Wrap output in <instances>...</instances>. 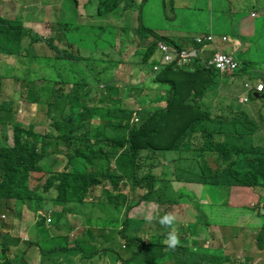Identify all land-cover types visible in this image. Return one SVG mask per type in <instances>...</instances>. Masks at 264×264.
<instances>
[{"label": "trees", "instance_id": "obj_1", "mask_svg": "<svg viewBox=\"0 0 264 264\" xmlns=\"http://www.w3.org/2000/svg\"><path fill=\"white\" fill-rule=\"evenodd\" d=\"M17 1L26 5L29 0ZM66 2L70 18L55 19L60 15L56 5L47 14L55 19L46 22L47 35L25 28L28 17L0 15V126H12L9 139L0 135V218L10 211L14 219L11 232L0 233V264H26L21 258L24 252L16 259L19 247L32 246L38 238L50 246L56 237L65 243L53 251L63 255L54 260L53 251H43L37 243L41 261L45 259L39 264H105L107 252L120 264H236L237 257L230 258L223 248L204 246V241L210 245V237L230 243L237 236L233 233L241 237L248 230L236 222L245 221V216L224 219L223 210L233 208L228 206L232 187L250 192L255 201L244 208L263 219L260 229H253L249 237L255 248L250 251L247 243L249 250L243 256L244 264H255L264 251V119L253 117L245 105L259 100L264 106V72L231 87L221 77L242 75L243 70L252 69V63L236 61L222 45L212 47L226 42L225 35L222 41L211 33L196 34L179 46L139 21L131 28L124 15L137 7L135 0H88L92 14L107 16L121 10L124 19L121 27L99 25L96 32L94 25L77 23L78 1ZM228 3L234 8L251 5L253 20L258 16L255 7L264 10V0ZM109 27L119 46L117 42L101 50L96 41H87L88 35L105 33ZM80 30L87 34L76 37ZM209 35L213 39L201 49L202 58L176 67L162 61L172 49L203 48L195 40ZM130 44L138 62L121 56ZM159 45L167 51L162 52ZM217 52L231 56L235 70L207 67L205 63ZM6 78L22 82V101L45 107L40 112L43 124L34 114L29 119V111V123L13 121L15 99L3 95ZM146 79L156 88L138 89ZM137 97L139 109L129 105ZM254 136L256 142L251 140ZM171 182L181 186L174 191ZM193 185L199 186L198 197ZM97 188L103 201L94 195ZM137 190L141 192L137 198L128 194ZM185 202L187 211L179 213L174 224L180 244L175 250L166 249L162 241L171 229L162 227L158 212L150 210L153 205L172 207ZM143 204L148 209L140 218L131 215ZM24 210L28 211L25 216ZM67 214L79 216L80 224L68 223ZM94 218L96 227L91 226ZM20 222H33L29 238L18 236L14 227ZM210 224L217 226L215 233ZM74 226L79 231L70 239L66 234ZM200 232L206 236L199 240ZM97 243L101 251L88 248ZM94 255L100 257L98 262Z\"/></svg>", "mask_w": 264, "mask_h": 264}, {"label": "rangeland", "instance_id": "obj_2", "mask_svg": "<svg viewBox=\"0 0 264 264\" xmlns=\"http://www.w3.org/2000/svg\"><path fill=\"white\" fill-rule=\"evenodd\" d=\"M78 6H77V18L76 21L80 25H94L93 31L96 32L99 31V25H118V27L123 26V20L121 19L120 13L121 10H117L113 13V15H107V16H97L95 14H92L90 10L87 8L88 0H77ZM227 1V2H226ZM44 0H29L26 5L21 4L17 0H0V15L9 19L15 18V17H21L24 20V27L29 28L36 32L39 35H47L49 33V29L47 27L46 22H51L52 20L55 21L70 18V8L68 7V4L66 0H52L50 4L46 5L43 3ZM135 3L137 4V7L134 9L127 10V14L124 16L128 18L129 25L132 26L131 28H136L137 21H139L142 27L152 30L156 34H158L161 37H168L171 38L175 43L179 44V46H183L182 40L187 39L190 37L195 36L196 34L204 35L205 33H211L214 36H221L225 35L228 39L226 42L219 44L215 43L212 45V47L216 48L217 46H224L227 53H230L233 55L234 59L238 62H242V60H249L251 61V70L248 72H245L243 70L241 72L242 75L235 76H228V77H221L220 81L230 82V86L233 87L234 85L238 84L240 85L241 81L244 80L246 77H255L258 74H260L261 71L264 72V10L255 7L258 11L257 18L250 19V13L249 8L251 5H243L242 7H231L229 6L228 0H135ZM223 4H225L223 6ZM59 6V19L56 17L55 19L50 18L47 16L49 13H53V10L55 11L56 7ZM68 11H65L64 8ZM140 5V6H139ZM254 6V5H252ZM39 20V21H38ZM30 21V22H29ZM42 21V22H40ZM121 23V24H120ZM103 27V26H102ZM86 29V28H85ZM101 29V27H100ZM246 29L248 34H246L243 37L238 36V31ZM103 30V29H101ZM250 30V31H249ZM87 33L80 30L76 33L77 36H83ZM215 36V37H216ZM115 35L113 33L112 28H107L105 33H92L88 35L87 41L89 43H93L92 41H96L97 47H99L101 50H104L108 46L112 45L113 43L118 42V46L121 44L118 40L114 39ZM28 41V39H26ZM39 44H37L38 46ZM123 48V45H122ZM134 45H129V47L126 48L125 52H122L121 56L122 58H127L128 61L131 62H138L139 58L138 56L133 55L134 52ZM250 69V68H249ZM240 71V66L237 72ZM144 73L141 74V78H143ZM237 81V82H235ZM239 81V82H238ZM151 81L145 80L143 83L138 84L139 88H156L154 85H149ZM3 88V95H6L5 99L9 100L10 97L12 99H15V106L13 111V121L16 123H23L26 124L28 121V117L26 116V112L29 111L31 114L29 116V119H31V115L34 114L39 116L38 124L44 123V117L40 113L41 111L45 112V107H40L39 105L34 104H27L21 99H23V92L25 90L24 87H22V82L20 81H14V79L6 78L2 81ZM142 85V86H140ZM233 85V86H232ZM238 93V91H235ZM245 94V93H244ZM136 95V94H134ZM127 93L124 94V98L127 100ZM138 97L133 101V99L129 100V105H133L134 108L139 109L141 106L137 103ZM245 107L247 109H250L252 111V116L256 119L260 118V116L264 119V106L262 105V101L259 100H251L249 101ZM260 118V119H262ZM32 120V119H31ZM37 127V126H36ZM11 131L12 126L10 124H7L6 126H0V135L2 137H6L9 139L11 137ZM8 135V136H7ZM6 139V140H7ZM264 139V138H263ZM4 140V139H3ZM5 140V141H6ZM253 142L257 141V136H254L251 138ZM10 141V140H7ZM47 167H44L46 169ZM33 180V178H32ZM32 184V185H31ZM30 186H33L35 183H31ZM172 189L175 191L178 189L181 184L177 183H170ZM195 188L196 197H198L197 194H201L199 190V186H192V189ZM205 188L208 189L207 186ZM140 191L137 190V192H129L128 194L133 196H136V198L140 195ZM170 191H167V194H169ZM250 192L243 188H237L232 187L229 193V201L228 206H231V210H223V215L225 216L224 219H230L233 215H237L236 219H239L241 216H245V221L241 222L240 220H236L237 223L240 225L243 224L248 230L240 237L237 233H233L232 235H237L232 242L227 243V240L223 241V244L219 242V240L212 239V237L208 238L210 241V245H207L204 241V246L212 247V248H223L225 251V254H229L231 257L234 258L235 256H244L245 253L250 249L255 248L254 244L250 242V235L253 233V229L259 230L260 224L262 226L263 219L262 218H256L254 215H252L251 211L244 208L248 204H252L255 201V198L251 200L250 196L248 195ZM48 198L51 200V196L49 194ZM46 195V196H47ZM95 196L100 197L99 201H103V198L101 196V189L97 188L94 192ZM243 197V200H242ZM241 201V202H240ZM18 206L20 207V202H17ZM14 205H16L14 203ZM177 206H155L151 208L150 211H157L158 216H163L165 213L171 212L176 216V220H179V216H177L179 213L181 215H185V211H187V202L185 203H179L176 204ZM242 206V207H241ZM53 209V208H50ZM145 209H148V206L146 204H143L141 207L137 208L135 211L132 212L131 215L136 216L140 218L143 213L146 211ZM234 209V210H233ZM28 213L27 210H24L23 216H25ZM98 215V214H97ZM129 215V214H128ZM12 216V217H11ZM69 217V222L72 224V222H78L79 223V216L67 214ZM12 213L7 211L6 215L1 216L0 223L5 224L4 228H0V233L2 232H11L9 226L10 224L14 223V219ZM25 219V217H24ZM182 221L183 219L180 218ZM24 222V221H23ZM234 222V224H237ZM77 223L76 226H79ZM33 222H31L29 225L26 223H16V228L18 227V236L25 239L29 238V232L30 227L32 226ZM96 218L92 219L91 226L96 227L97 226ZM1 226V225H0ZM76 226L72 229V231L68 235V238L73 239L76 236L78 229ZM178 230V226H175ZM208 227H210L214 231L217 230L216 225L210 224ZM257 227V228H255ZM36 229L35 227L32 228V230ZM80 229V228H79ZM37 232V229H36ZM74 232V233H73ZM32 231V235H33ZM239 233V232H238ZM188 234V233H187ZM205 235L204 232H200L199 240L202 239ZM184 237H186V233L184 234ZM46 238V237H44ZM190 238V237H188ZM33 239V236H32ZM116 240H118L117 237H115ZM35 244L32 246H22L19 247L20 250L16 252V259L19 254L23 253V261L26 264H39L41 261L42 256L40 255L38 246L41 250L47 251L51 249L53 251L54 247L63 246L65 241L60 238L56 237V239L52 240L50 243V246L44 242H40V238L37 240H32ZM248 243V247L245 245ZM107 243H104L106 245ZM201 245V242H200ZM202 246V245H201ZM89 249L92 248V251L102 250V247L98 245V243L95 245L93 244L91 247H88ZM18 249V248H17ZM84 250V249H83ZM57 252V256H62L63 253L60 252V250L55 251ZM85 252V251H84ZM237 252V253H236ZM264 252V251H263ZM52 256H55L56 258L54 260H58V257L56 256V253L54 251L52 252ZM96 262L100 260V257L97 255H94L93 257ZM15 259V260H16ZM264 253L260 254L256 257L255 264L257 262H260L259 264H264ZM43 259L42 261H44ZM245 258L240 259V264H244ZM41 261V262H42ZM53 262V261H52ZM55 263V262H54ZM78 262L72 261V264H77ZM18 264H21L18 261ZM56 264V263H55ZM70 264V263H68ZM105 264H120L116 257L113 255L112 258L109 254V252L106 253V261ZM236 264H239L237 261Z\"/></svg>", "mask_w": 264, "mask_h": 264}, {"label": "built area", "instance_id": "obj_3", "mask_svg": "<svg viewBox=\"0 0 264 264\" xmlns=\"http://www.w3.org/2000/svg\"><path fill=\"white\" fill-rule=\"evenodd\" d=\"M213 39V36L209 35L206 37H198L196 38L195 42H197L199 45H204L203 48L200 47H193L189 48V50H180L172 49L171 52L164 54L162 61L166 64H170L173 66H184L189 62L191 59H195L197 57H201L200 52L201 49L205 48V43L207 41H211ZM222 41H225L226 38L222 37ZM159 48L162 52H166V47H163L162 45H159ZM173 63V64H171ZM205 65L208 67H213L214 69L220 71V72H232L237 67L236 62L231 56H227L221 52L215 53L212 57H210ZM257 90H262V86L259 85L257 87Z\"/></svg>", "mask_w": 264, "mask_h": 264}, {"label": "clouds", "instance_id": "obj_4", "mask_svg": "<svg viewBox=\"0 0 264 264\" xmlns=\"http://www.w3.org/2000/svg\"><path fill=\"white\" fill-rule=\"evenodd\" d=\"M254 15L255 13L251 12L250 19L253 18ZM175 222H176V216L171 212L165 213L163 216H160L158 218V223L162 227L171 229L165 234V238L162 241V244L166 246V249L175 250L180 244V238L177 229L174 227ZM254 246H256V244H254ZM241 258L243 257H240L239 259ZM237 261L239 262L238 258Z\"/></svg>", "mask_w": 264, "mask_h": 264}, {"label": "crops", "instance_id": "obj_5", "mask_svg": "<svg viewBox=\"0 0 264 264\" xmlns=\"http://www.w3.org/2000/svg\"><path fill=\"white\" fill-rule=\"evenodd\" d=\"M251 19H253V18H251ZM249 31H250V30H249ZM246 34H248V32L246 31V29L239 30V33H238L239 37H243V36H245ZM213 36H214V35H213ZM224 37H225V36H224ZM220 39H222V37H221ZM231 55H232V54H231ZM231 223L234 224V221L231 222ZM259 253H260V254H263L264 252L260 251ZM240 257H242V256H237L238 259H239Z\"/></svg>", "mask_w": 264, "mask_h": 264}]
</instances>
